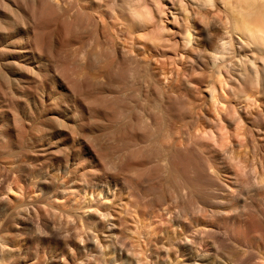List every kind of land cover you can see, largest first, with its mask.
Instances as JSON below:
<instances>
[{
	"label": "bare ground",
	"instance_id": "6f19581e",
	"mask_svg": "<svg viewBox=\"0 0 264 264\" xmlns=\"http://www.w3.org/2000/svg\"><path fill=\"white\" fill-rule=\"evenodd\" d=\"M263 125L264 0H0V264H264Z\"/></svg>",
	"mask_w": 264,
	"mask_h": 264
},
{
	"label": "rangeland",
	"instance_id": "374dc122",
	"mask_svg": "<svg viewBox=\"0 0 264 264\" xmlns=\"http://www.w3.org/2000/svg\"><path fill=\"white\" fill-rule=\"evenodd\" d=\"M264 126V125H263ZM263 141H264V137H263ZM249 151V150H248ZM256 154L257 157L259 158H262L263 159V162H264V153H259L260 151L259 150H255V151H250V153L253 155V153ZM262 156V157H261ZM118 202H121V201H118ZM106 236V238H108L107 234H104ZM165 243V241H164Z\"/></svg>",
	"mask_w": 264,
	"mask_h": 264
}]
</instances>
